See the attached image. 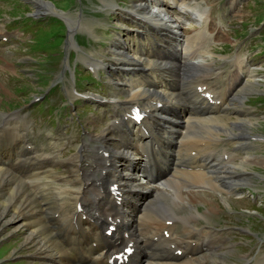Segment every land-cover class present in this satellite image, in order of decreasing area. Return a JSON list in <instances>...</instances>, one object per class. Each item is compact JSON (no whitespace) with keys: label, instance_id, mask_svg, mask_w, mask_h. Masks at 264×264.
Listing matches in <instances>:
<instances>
[{"label":"bare ground","instance_id":"1","mask_svg":"<svg viewBox=\"0 0 264 264\" xmlns=\"http://www.w3.org/2000/svg\"><path fill=\"white\" fill-rule=\"evenodd\" d=\"M37 1V10L50 7L53 10L52 3ZM168 3L178 11L169 12L163 7L169 5ZM136 4L134 3V6ZM142 5L144 7L140 8L141 12L137 8L129 7L130 11L133 10L138 15L137 23L143 32L138 41L133 38H119L112 45V61L93 58L89 60L96 71L104 65L116 72V78L112 79L115 80V85L122 88L118 90L123 95L113 94L110 99L113 107L123 113L118 121L114 119L115 121L107 127L113 135L118 136L117 139L106 138V130H103L100 134H97L98 131L96 135H91L98 145L89 146L87 142L84 143L85 147L94 149L92 164L82 168L79 163L78 168H72L67 175L57 173L50 168L59 161L57 153L47 157L46 154L38 155L34 146L28 147L27 144L32 142L28 140L27 133L21 132L23 127L20 125L16 128L10 125L9 114L5 115L6 119L0 124V208L3 209L1 216L4 217L7 209L13 210V217L20 218L23 225L29 229L26 239L29 240L37 234L42 240L41 251L53 250L57 255L58 264H115L116 259H110L111 255L119 252V248L127 242H131L134 250L127 261L117 264L224 263L223 251L216 248L219 247L218 242H223L225 237L214 227L211 230L218 234L212 237L210 227L200 224L199 220L197 225L203 228H193L192 220L197 219L199 213H187L194 209L193 204L198 200L207 202L205 211L212 212L215 209L211 207L214 204L211 205L214 192H218L221 201H226L225 203L233 200L229 192L233 194L236 191L237 181L243 176V172H236L233 168L240 166L244 169L245 165L252 161L247 150L238 152V148L249 146L244 133H240L242 138L238 140L232 132L227 131L228 136H234L233 141L212 133L214 140L211 152L209 149L205 150V145L201 146V142L205 140L199 138V134L206 129L204 125H210L212 118L217 117L220 111H227L230 99H240L241 96L232 93V90L241 81L242 76L252 70L244 56L238 52L230 55L229 71L233 79L220 90L216 89L208 82L209 62L200 60V57L212 53L209 49H213L212 44L217 40L216 36H212L214 29H210L209 25L210 11L195 8L194 26L185 30L182 29L184 25L180 15L185 13L187 7H191L188 0H149ZM59 12L71 20L66 12ZM74 30L73 26L71 32ZM168 33L172 35L169 36ZM168 65L177 66L180 74ZM136 67L139 72L133 71ZM201 69H204L203 75ZM117 71L122 75H118ZM190 76L199 77L195 85H190V80L187 82ZM199 85L201 89H198ZM189 87H192L191 93L185 98L182 97L184 90L188 91ZM206 91H210V96L204 95ZM134 104H139L146 113L139 124L129 116ZM15 122L19 123L14 121V124ZM134 126L135 131L132 130ZM239 127L244 130V125ZM4 137L7 139H2ZM112 142H115V146H111ZM207 142L208 140L205 144ZM223 142L234 143L235 146L229 149L224 148L225 145L220 147L219 144ZM131 148L136 156L129 152ZM183 148L196 150L203 155L200 157L196 151H191L190 157L181 159L179 150ZM222 150L229 156L226 165L230 162L234 165L231 167L232 171H213L218 169V163L221 164L224 160ZM146 152L154 157L152 161L147 160L144 163L141 157L147 155ZM81 156L78 152L65 161L67 164L78 163ZM237 157L240 158L239 161L235 160ZM56 159L58 161L55 162ZM42 169L46 178L40 182L41 176L38 174ZM98 170H101L100 176ZM79 171L82 173H78ZM175 175H178L179 179ZM26 176L29 178L26 179ZM59 178V183L52 182ZM31 179H35L37 185L42 187L43 201L36 198L40 194L38 188H34L29 194H22L21 187L26 186ZM113 182H117V188L121 192L120 203L116 202V195L109 187ZM188 186H197V189L190 190L187 189ZM209 189L213 193L208 197L205 191H210ZM222 192H227L224 195L229 197L223 196ZM86 193L92 194L93 197L88 200ZM54 197L58 208L63 210L57 217L60 223L58 227L49 218L53 211L52 204L55 202H50V199ZM68 203L71 206L70 212L67 213L65 205ZM78 205H81V209H78ZM185 209L187 213L182 215L181 210ZM52 218L55 219V216ZM102 219L105 222L110 219L116 223V229L110 236L102 231L107 228L108 223L101 229L105 223L99 222ZM166 220H170V223ZM8 221L10 222V219ZM8 221H5V224ZM178 223L180 230H177ZM127 229L129 232H126ZM140 246L143 249H139ZM177 248L182 249L180 254L175 252ZM252 262L264 264V252L258 253Z\"/></svg>","mask_w":264,"mask_h":264},{"label":"rangeland","instance_id":"2","mask_svg":"<svg viewBox=\"0 0 264 264\" xmlns=\"http://www.w3.org/2000/svg\"><path fill=\"white\" fill-rule=\"evenodd\" d=\"M44 1L52 3L54 5L53 10L51 7L46 10H37V0H0V33L13 34H10V41L0 42V121L3 123L7 117L5 115L9 114V120L11 119L10 121L12 122H10V125L16 128V126H21V122L24 120L26 125L30 127L28 130L29 140L32 141L34 147L39 149L37 151H40L38 155L46 154L47 157H51L58 152L57 158L59 162H62L71 155L80 152L82 156L78 162H80L82 168H87L84 164H92V159L91 161H86L83 154L84 149L86 148L85 152L87 154L93 153V150L85 147L84 143L87 142L89 146L99 144L91 138V135H96L95 131H99L97 134H100L103 130H106V138L112 139L114 135L107 127L113 121H118L123 115L118 109L114 108L115 110H113L111 102L101 101V99L113 96V94L123 96L119 92L122 88H117L114 84L115 80L109 79L106 67L100 66L97 71L93 67L89 69L88 61L93 58L109 60L110 62L112 45L118 39L119 33L121 38L125 40H128L131 34L134 35L135 39L137 38L139 35L138 26L134 21L125 20L122 17L129 30L125 28L121 21H118L121 20L119 19L121 17L119 6L129 8L134 3H138L137 6H141L139 3H145V0H106L109 1L108 5H105L103 0ZM188 1L192 6L196 5V3L198 6L211 5L212 13L217 17L216 24L224 25L222 28L227 31L223 32L222 38L218 39L219 41L212 44L215 49L214 53L200 57L203 62H209L207 72L211 71L208 75L215 86L218 88L224 87V81L227 80L226 70L230 68L231 56L236 51L247 57L252 67L254 65L258 66L257 71L253 74L254 76L243 77L237 88L233 90L234 93L236 92L239 94L238 96H241L240 101L238 98L235 99V97L230 99L228 110L225 111L226 113L222 112L223 117L219 113L217 117L212 118L210 125H204L206 129L199 134V138L204 139V142L208 140L206 144L204 143L201 146L205 145L211 152L214 140V136L211 137L212 133L221 135L222 139L233 141L234 136H228L227 131L232 132L236 136L235 139L238 140L242 138L240 133L246 134L247 137L248 132V137L251 140L248 144L249 146L247 148H238V152L249 151L252 161L245 165L244 169L240 166L233 168L236 172H245L241 179H247L246 181L248 182L239 180L236 187L238 190L245 189L241 195H248L235 197L234 194H231L230 198L235 200L230 199V201L225 203V201H221L218 192L213 193L209 189L210 191L206 190L205 193L208 197L210 193L214 194L213 199H211V205L214 204L211 207L217 210L214 209L212 212L207 213L205 210L208 203L200 200L193 204L192 208L194 209L188 213L187 209L181 210L182 215L198 211V218L193 219L191 223L193 228L197 230L198 228H203L197 225L199 220L200 224H206L210 227L209 230L212 237H216V234H218L215 230H211L213 227L216 230L218 229L217 231L225 237L223 242H218L219 247L216 248V250H222L223 257L225 256L224 263L221 264H247L248 261L255 258L258 252L264 251V217H262L264 215V140L253 139L252 136H249L250 133L251 135L254 133H262L264 135V102L255 104L253 98H251L255 92L264 95V37L261 36L262 25H257L264 18V0H250L248 3L238 0V2L232 1V3L235 2L232 5H230L231 0ZM55 7L57 9L64 8L71 20L66 19L64 22L61 18L53 17L52 13L56 10ZM167 9L169 12L176 11L173 7H167ZM30 12L33 13L34 18H38L40 21L25 17L20 22L13 20L14 15L26 16ZM56 12L59 11L56 10ZM191 15L193 14L190 12L180 15V19L184 21H182V24L185 25L182 29L189 30L194 26ZM68 25H71V29H69ZM73 26L75 29L74 33L71 32ZM82 33L84 35H79ZM226 33L229 35H226ZM76 38L82 45L76 43ZM0 40L4 39H1L0 36ZM227 42H230V44ZM209 50L213 52L212 48ZM71 51H74V55L72 54L69 57L67 54L71 53ZM239 58L245 59L241 56ZM211 60L212 62H210ZM168 66L175 68L177 73L180 74L177 66ZM204 69H201V74ZM133 71L139 72L140 70L136 67ZM112 73L114 78H116L114 70H112ZM219 73L220 75H217ZM117 74L122 75L120 71H117ZM97 79L100 80H98L99 83L96 82ZM198 79L199 77L190 76L187 82L189 80L194 82ZM208 82L212 84L210 81ZM188 83L191 85V82ZM73 87H76L81 92L95 93L98 99L82 97L74 92ZM186 90H184L182 96L184 98L191 93L192 87H189L188 91ZM200 91L199 93H201ZM37 95L41 99L34 102L33 98ZM263 98L264 96L258 99ZM34 103L36 104L34 105ZM238 109H241V111ZM39 110L44 112L47 117L40 115ZM18 113L23 116L22 119ZM51 117L52 120H50ZM183 118L186 117L183 116ZM183 118H176V120H182ZM110 120L112 121L107 123ZM14 121L19 123L15 122L14 124ZM241 124L244 125L243 131L239 127ZM132 128L135 131L136 126ZM2 139H7V137ZM116 139L114 137L113 140ZM114 143L112 142L111 146H115ZM226 146L233 147L234 143L230 144L229 142ZM226 146L224 148H227ZM107 149L109 148L107 147ZM191 151L184 148L180 149L179 155L181 159L190 157ZM195 153L200 157L203 155L202 153H197V151ZM222 157L224 160L221 164L218 163L219 168L213 169V171H232L231 167L234 165L233 163L230 164L231 162L226 165L229 156L225 155L224 151ZM231 158L233 161L232 156ZM239 159L237 157L235 160L239 161ZM58 160L56 159L55 162ZM50 168L57 173L71 172H68L70 166L63 164H56V166L54 165ZM72 168L77 169L78 163H73L71 165ZM42 171L43 169L38 174L39 177L41 176L40 179L39 177L37 178L40 182L46 178ZM100 171L98 175L101 174ZM125 171L123 170V172ZM67 173L63 174L67 175ZM78 173H82V171ZM27 176L31 177L30 174H27ZM27 176L26 179L29 178ZM175 176L179 179L178 175ZM226 176L229 175L226 174ZM60 181L61 179L59 178V180L52 182L59 183ZM28 182L25 184L26 186L21 187L22 194H29L34 188H38L40 194L36 198L39 201H43L42 187L37 185L38 182H35V179H31ZM187 189L195 190L197 186H188ZM247 189L253 194H250ZM224 193L227 194V192H222L221 194L229 197V195H224ZM86 194L88 200L93 197L92 194ZM54 200L55 197L50 199V202H54ZM216 204L217 206H215ZM52 205L53 211L51 210L52 215L49 218L58 227L60 223L57 217L63 213V210L58 208L56 200ZM70 206L71 204L69 203L65 205V209H68L67 213L70 212ZM2 210L0 208V264H56L57 257L54 255V251L49 249L48 252L41 251L42 247L40 244H42V240L37 237V234L27 240L26 234H28L29 229L23 225L20 218H14V211L11 209L5 211V213L7 212L10 215L4 214V218L1 216ZM52 216H55V219ZM8 219H10V222ZM5 221H8V223L5 224ZM99 222L104 223L105 220L103 221L102 219ZM177 229H180V225L177 226ZM126 232H129V229ZM139 249H143V247L140 246ZM46 254H50L51 257L48 258Z\"/></svg>","mask_w":264,"mask_h":264}]
</instances>
